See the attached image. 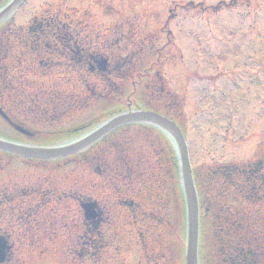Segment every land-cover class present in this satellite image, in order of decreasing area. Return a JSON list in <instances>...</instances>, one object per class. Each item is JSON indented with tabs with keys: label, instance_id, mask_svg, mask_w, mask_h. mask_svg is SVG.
Wrapping results in <instances>:
<instances>
[{
	"label": "rangeland",
	"instance_id": "rangeland-1",
	"mask_svg": "<svg viewBox=\"0 0 264 264\" xmlns=\"http://www.w3.org/2000/svg\"><path fill=\"white\" fill-rule=\"evenodd\" d=\"M25 3L11 18L13 24H25L34 14L59 12L63 20H82L100 33L107 31L108 36H102L103 39L120 38V45L112 44L109 49L120 55L137 54L142 67L160 58L165 84L172 92H179L183 100L179 124L188 144L189 161L193 171L198 172L199 181L203 182L206 206L212 205L215 210L216 203L208 202L216 193L207 177L209 165L244 161L253 154L257 142L264 140V0H27ZM162 29L170 32L169 40L161 33ZM73 82L70 80L67 86ZM194 99L198 102H193ZM189 102H193V106L188 107ZM233 102H237L232 105L233 116L221 117L224 109L232 113L228 106ZM199 103L201 109L195 113L191 108L198 109ZM93 114L90 110L77 114L72 121L57 125L55 132L52 128L39 127L37 141L47 143L65 134L67 128L84 124ZM241 134L247 137L242 135L239 140ZM0 135L19 138L6 129L1 120ZM260 146L258 143L256 147ZM9 162L6 173H0V192L3 187L9 190L10 186L26 182H32L36 190L44 192V183L52 181L56 186L65 180L60 170L48 176L42 169L31 170V166L20 159L11 158ZM13 190L0 193V201L6 206L11 204V198L15 199ZM220 200L228 207L224 206L226 211H232L233 202L228 194L222 192ZM67 206L64 216L69 221L74 220L76 208L72 203ZM28 220L22 219L23 226L34 224ZM205 221L204 231L211 235L210 216ZM5 232H10V242L15 245L13 257L21 264L44 261L53 264L54 259L47 256L33 258V261L30 256L27 258V250L19 246L21 236L8 217L0 221V235ZM130 245L132 248L125 254L124 264H137L139 251L134 242Z\"/></svg>",
	"mask_w": 264,
	"mask_h": 264
},
{
	"label": "water",
	"instance_id": "water-1",
	"mask_svg": "<svg viewBox=\"0 0 264 264\" xmlns=\"http://www.w3.org/2000/svg\"><path fill=\"white\" fill-rule=\"evenodd\" d=\"M21 0H10V2L0 10V22L8 15L11 11L19 5ZM148 122L153 125H157L170 134L176 144V150L178 154V160L180 164V173H181V183L183 186V193L185 194V203H186V249H185V264H198L197 261V237H198V206L196 202V192L194 191V184L192 183V177L190 173L189 163L187 162V153L185 150V144L183 141V136L180 133L178 127L171 123L165 117L163 118L160 115L153 114L148 111H134V112H124L123 114L116 115L111 119H108L103 126H100L95 132L86 136V140L82 143H77L69 145L67 148H57V149H43V148H25L21 146H15L10 143H5L0 141V148L5 150H10L15 153H20L23 155H34L41 157H50L58 156L60 154H66L67 151L75 149L78 145L86 142L95 140L96 137L105 134L107 131L115 128V126L120 124H125V122Z\"/></svg>",
	"mask_w": 264,
	"mask_h": 264
},
{
	"label": "trees",
	"instance_id": "trees-1",
	"mask_svg": "<svg viewBox=\"0 0 264 264\" xmlns=\"http://www.w3.org/2000/svg\"><path fill=\"white\" fill-rule=\"evenodd\" d=\"M162 90V89H161Z\"/></svg>",
	"mask_w": 264,
	"mask_h": 264
}]
</instances>
